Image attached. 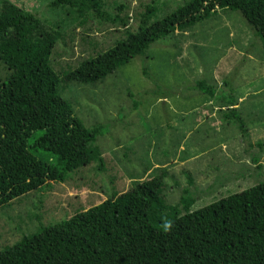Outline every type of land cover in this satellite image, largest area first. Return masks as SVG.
<instances>
[{
  "label": "trees",
  "instance_id": "obj_1",
  "mask_svg": "<svg viewBox=\"0 0 264 264\" xmlns=\"http://www.w3.org/2000/svg\"><path fill=\"white\" fill-rule=\"evenodd\" d=\"M47 8L62 10L75 21L87 16L97 25L124 29L123 39L59 77L49 65L58 27H46L31 12L0 0V62L9 71L0 81L1 209L49 183L63 184L90 164L102 170L104 159L96 144L102 129L87 128L74 115L61 96L62 85L102 82L132 59L145 58L175 32L216 17L218 10L238 12L264 56V0H189L157 20L160 9L151 0L137 14L133 30L123 19L124 3L109 8L106 0H51ZM146 71L141 69L149 78ZM195 88L202 95H216L203 80ZM225 103L229 110L221 120L235 123L247 139L231 88ZM166 177L161 171L4 245L0 264H264V180L190 212L193 200L188 197L176 205L165 202ZM187 184H192L189 175Z\"/></svg>",
  "mask_w": 264,
  "mask_h": 264
},
{
  "label": "rangeland",
  "instance_id": "obj_2",
  "mask_svg": "<svg viewBox=\"0 0 264 264\" xmlns=\"http://www.w3.org/2000/svg\"><path fill=\"white\" fill-rule=\"evenodd\" d=\"M7 1L34 14L46 27H58L60 37L49 65L59 77L123 39L124 29L97 25L87 16L75 21L62 10H49L51 0ZM150 1L106 4L110 8L114 2L124 3L123 19L133 30L137 14ZM154 1L160 9L157 20L189 0ZM143 68L149 78L142 75ZM8 72L0 62V81ZM201 80L215 88L214 97L195 88ZM229 88L249 132L247 139L235 123L221 120L229 110ZM60 91L85 127H101L96 144L104 165L99 171L90 164L63 184L49 183L0 208V250L161 171L167 174L165 202L176 205L188 197L193 200L190 212L264 180V56L260 41L238 12L218 10L216 17L175 32L145 58L132 59L102 82L70 83Z\"/></svg>",
  "mask_w": 264,
  "mask_h": 264
}]
</instances>
